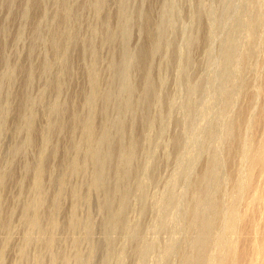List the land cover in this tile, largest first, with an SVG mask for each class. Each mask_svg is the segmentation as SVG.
I'll use <instances>...</instances> for the list:
<instances>
[{
	"label": "rangeland",
	"instance_id": "obj_1",
	"mask_svg": "<svg viewBox=\"0 0 264 264\" xmlns=\"http://www.w3.org/2000/svg\"><path fill=\"white\" fill-rule=\"evenodd\" d=\"M204 198L264 264V0H0V264H184Z\"/></svg>",
	"mask_w": 264,
	"mask_h": 264
},
{
	"label": "bare ground",
	"instance_id": "obj_2",
	"mask_svg": "<svg viewBox=\"0 0 264 264\" xmlns=\"http://www.w3.org/2000/svg\"><path fill=\"white\" fill-rule=\"evenodd\" d=\"M108 140H109V136L106 133H103L102 134V144L106 143ZM98 155H99V153H98ZM111 155L112 154H110L109 152L102 151V160L103 161L107 160V158H108L107 156H111ZM95 156H96V152H95ZM100 175L102 177V181L104 180V177L106 176L103 171H102V174H101V171H99V175L97 176V180H95V182H97L98 184H99V181L101 180ZM200 194H203L206 198L209 196L211 197L208 182H206V184L204 185V188L201 190ZM206 198L201 199V202H198V205H197L195 212L200 213V215H199L198 221L196 222L195 234H194V236H193V238L189 244L190 249L192 250L193 254L189 257L183 256L184 257V259H183L184 264H205L204 263V257H205V253H206V247L209 244L210 236H211L210 234H211V226H212L211 223L212 222H211L210 216L212 215V212H213L212 211L213 206L206 205V201H207ZM34 220L35 221L32 222L33 226L37 227L36 229L39 230L40 225L38 224L37 219H34ZM143 251H145V250H143ZM36 258H38V257H36ZM1 259H2V257L0 255V262H1ZM25 259H26V257H25ZM73 259H74L73 261L75 262V264H84V262H85V260H84L85 258L82 255L76 256ZM68 260L69 259H66V261H68Z\"/></svg>",
	"mask_w": 264,
	"mask_h": 264
}]
</instances>
